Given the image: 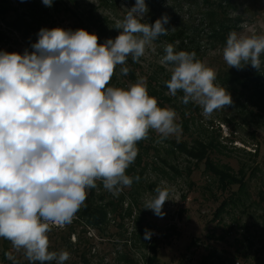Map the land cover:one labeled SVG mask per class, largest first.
Instances as JSON below:
<instances>
[{
	"label": "rangeland",
	"instance_id": "obj_1",
	"mask_svg": "<svg viewBox=\"0 0 264 264\" xmlns=\"http://www.w3.org/2000/svg\"><path fill=\"white\" fill-rule=\"evenodd\" d=\"M135 2L53 0L47 7L42 0H0V51H32L41 28H83L97 34L103 44L119 35L115 21ZM145 3L149 10L142 22L153 24L166 14L170 30L146 49L138 63L127 59L126 76L117 66L109 86L127 88L143 78L159 106L176 111L182 132L161 139L150 130L148 138L137 143L138 155L126 170L139 181L134 179L115 196L97 181L72 222L48 233L49 251L67 250L70 259L65 264H264V103L249 90L251 77H264V55L261 71L250 64L241 70L228 68L223 60L230 32L264 34V0ZM169 43L176 51L195 52L216 72L215 83L227 89L233 103L205 117L199 106L181 102V91L171 96L165 83L171 66L160 63ZM172 140L181 147L171 148ZM200 151L206 153L210 169L206 159L194 157ZM228 171L245 174L247 194L241 203H227L218 216L217 208L237 190V185L225 190L220 186V175ZM157 187L169 190L162 218L143 209ZM146 230L151 233L148 239ZM2 252L11 254L15 264H30L22 251L17 253L10 241L0 238ZM4 264L13 260L6 256Z\"/></svg>",
	"mask_w": 264,
	"mask_h": 264
},
{
	"label": "clouds",
	"instance_id": "obj_2",
	"mask_svg": "<svg viewBox=\"0 0 264 264\" xmlns=\"http://www.w3.org/2000/svg\"><path fill=\"white\" fill-rule=\"evenodd\" d=\"M42 3L51 7L53 0ZM148 10L145 0H136L115 21L119 35L103 44L83 28H41L32 51H0V238L30 264H65L70 253L49 251L48 233L72 222L97 181L114 196L139 181L126 170L150 130L161 139L182 132L176 111L159 106L143 78L127 88L109 86L117 66L126 76L127 59L138 63L168 34L166 14L153 24L142 22ZM164 52L160 63L171 66L165 81L171 96L181 91V102L199 106L205 117L233 103L195 52L176 51L171 43ZM262 55L264 34H228V68L250 64L261 71ZM155 193L143 209L162 218L169 190L157 187Z\"/></svg>",
	"mask_w": 264,
	"mask_h": 264
},
{
	"label": "trees",
	"instance_id": "obj_3",
	"mask_svg": "<svg viewBox=\"0 0 264 264\" xmlns=\"http://www.w3.org/2000/svg\"><path fill=\"white\" fill-rule=\"evenodd\" d=\"M262 71H264V70H262ZM249 81L253 85L252 88H249L251 95H253L259 102L264 103V77L254 76V77H251L249 79ZM260 81L262 84L259 83ZM254 97H253V99H255ZM137 143L139 145L140 142L138 141ZM168 144L171 148H175V149L181 147L180 146L181 142L176 143L173 140L169 141ZM203 151L205 152V149ZM194 157L196 158L197 161H201V160L206 159L205 160V166H207V163L209 162V160L207 159L206 153H203L200 151V152H198V154L196 153V155H194ZM210 165H211V163H210ZM210 165L208 164L207 167L209 168ZM244 176H245L244 173H242V174L240 172L234 173L231 171H228V172L220 175V178H222V179H220V186H222V188L224 190L229 189L234 185H237V190L232 192L228 196L227 202L222 203L217 208L216 211H218L217 212L218 216L221 212H223V209L227 203L229 205H231V204L236 205L238 203H241V198L247 194V191L244 189V186H245ZM4 254H5L4 252H2V254H0V255H3V256H0L1 264H4L5 259H6V255H4Z\"/></svg>",
	"mask_w": 264,
	"mask_h": 264
}]
</instances>
